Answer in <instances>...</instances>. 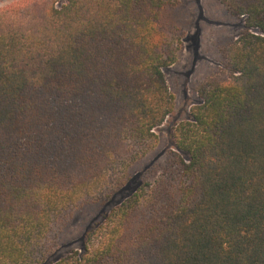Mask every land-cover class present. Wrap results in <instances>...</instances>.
<instances>
[{
    "label": "trees",
    "instance_id": "16d2710c",
    "mask_svg": "<svg viewBox=\"0 0 264 264\" xmlns=\"http://www.w3.org/2000/svg\"><path fill=\"white\" fill-rule=\"evenodd\" d=\"M218 1L242 29L138 182L175 111L177 0L0 7V264H264V0Z\"/></svg>",
    "mask_w": 264,
    "mask_h": 264
},
{
    "label": "rangeland",
    "instance_id": "374dc122",
    "mask_svg": "<svg viewBox=\"0 0 264 264\" xmlns=\"http://www.w3.org/2000/svg\"><path fill=\"white\" fill-rule=\"evenodd\" d=\"M12 1L15 0H0V7ZM164 20L180 28L178 35L182 37L177 62L166 72L170 90L175 96V111L156 130L159 136L156 148L133 167V182H138L140 177L135 178L137 174L163 163L173 148L175 127L190 117V110L198 101L195 93L197 84L221 69V47L242 29V21L231 16L218 0H177L174 6L164 11ZM96 208L86 206L75 213L62 232L63 243L59 250L81 244L84 226L90 225L91 220L107 206L101 205L97 214Z\"/></svg>",
    "mask_w": 264,
    "mask_h": 264
}]
</instances>
